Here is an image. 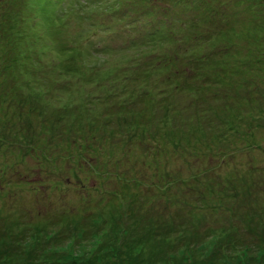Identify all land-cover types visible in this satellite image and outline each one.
<instances>
[{
  "label": "rangeland",
  "instance_id": "obj_1",
  "mask_svg": "<svg viewBox=\"0 0 264 264\" xmlns=\"http://www.w3.org/2000/svg\"><path fill=\"white\" fill-rule=\"evenodd\" d=\"M111 2L0 0V264H264V0Z\"/></svg>",
  "mask_w": 264,
  "mask_h": 264
},
{
  "label": "trees",
  "instance_id": "obj_2",
  "mask_svg": "<svg viewBox=\"0 0 264 264\" xmlns=\"http://www.w3.org/2000/svg\"><path fill=\"white\" fill-rule=\"evenodd\" d=\"M81 1V3L79 4V6L78 7H87V5H91V4H93V0H80ZM114 2H111V8L109 9L110 10V14L111 15H116V16H118V15H120V14H122V13H124L123 11H125V10H118V9H115L114 8V6L115 5H117L118 3H116V2H119V1H121V0H113ZM203 7L200 9L201 11H200V13L201 12H203V13H205V15H203V17L204 18H208L209 20H207L209 23H211L212 21H216V20H218L216 17L218 16V12H219V8H215L214 10H216L215 11V13H214V10L212 9V2H211V0H203ZM10 5V4H9ZM177 5V4H176ZM199 6H198V8H200V3L198 4ZM226 7V5H223V8H225ZM0 7H2L3 8V5H1L0 4ZM207 8H209L210 10H207ZM89 10H93V12L91 13V14H94L95 13V10L94 9H89ZM89 10L87 11V14L88 15H90V13H89ZM225 12H227V10H225L224 9V12H223V15H224V13ZM69 12H67V14H68ZM214 13V16L212 15ZM67 14L66 15H64L65 17H68L67 16ZM219 15H221V16H223L221 13L219 14ZM216 16V17H215ZM88 17L89 16H87L86 15V19L87 20H89L88 19ZM92 18V17H91ZM100 19L101 18H95L94 19V22H93V19L92 20H90V25H91V27L89 28V30H87V31H81L80 32V34H81V40H82V42H84L85 44H87L90 40L91 41H93L94 39H96L99 35H101V40H103L104 42H105V46L106 47H108L109 45H116L117 47H115L113 50H111V51H115V49L116 48H121L122 49V46L118 43H115L113 40H112V37L113 36H117L118 37V34H119V36H120V32L122 31V29H114L113 30V32L110 30V29H103V30H99V31H97V29L99 28V24H97V21H100ZM60 22H62V21H60ZM98 25L97 27H95V25ZM157 31L158 30H155V32L154 33H147V32H145L144 33V37L146 38L147 36H150V38L149 39H154V38H156V36H157ZM159 33H161L160 31H158ZM128 34V33H127ZM166 34V33H165ZM128 37V35L126 36V38ZM129 39H130V37H128ZM125 39V38H124ZM105 40H107V41H105ZM10 41V40H9ZM123 43L125 44V40H123ZM6 44H8V42H7V40L4 38V36L3 37H0V46H3V45H5L6 46ZM126 48H128V49H131V48H133V46H126ZM2 50H3V48H2ZM78 50V44L76 43V44H72V45H70V47H69V51L66 53V54H71V53H75L76 51ZM3 52V51H2ZM1 52V53H2ZM19 53V52H18ZM14 53H12V55H10V50H9V56H16V55H13ZM65 60L66 61H69L67 58H65ZM12 62V67L14 66V60H11V58L9 57V63H11ZM14 63V64H13ZM75 71H77L81 76H86L87 75V72L84 70V64H83V62H77L76 64H75ZM44 73H46V71H43ZM43 76V79H45V82H47V80H46V78L48 77V76H46V75H42ZM14 147H17L18 148V146L16 145V146H14ZM17 148H15V149H11L10 147H9V150L7 151V152H5V155H3L2 154V150H5V148H3V149H1L0 150V156L1 157H3V162H5L1 167H0V180L1 179H3L7 174H9V176L10 177H13V176H15L16 175V173L15 172H13V170L15 169V168H13L12 167V163H13V161L14 160H22V162H23V157H22V155L21 154H19V152H17ZM6 151V150H5ZM43 157H45L46 155H42ZM50 155L49 156H47V158L49 159V160H51V161H53V159H50ZM52 158H54V156H52ZM6 159V160H5ZM5 160V161H4ZM39 170H43V169H39ZM32 178V177H31ZM46 181H48V179H45ZM34 182V183H33ZM31 181V184H32V186H33V188H35L34 190L37 192L38 190L36 189V188H39V186H44L43 185V183L42 182H38V184H39V186H38V184L36 185L35 183H37L36 181ZM72 181H70V183H71ZM38 186V187H37ZM78 186L79 187H84L85 186V181H84V179H82V180H80L79 181V183H78ZM60 188H62V187H60ZM76 188L78 189V187L76 186ZM78 192H79V189H78ZM82 194V193H81ZM34 195V194H33ZM80 195V194H79ZM112 195H114V194H112ZM39 196H42L41 194H39ZM34 199H37V196L36 195H34ZM88 198H90L89 196H83V195H80L79 196V203L80 204H83L84 206L86 205V203H85V200H87ZM72 208V207H71ZM74 209V208H73ZM79 209V208H78ZM68 212V211H67ZM69 212H71V210H69Z\"/></svg>",
  "mask_w": 264,
  "mask_h": 264
}]
</instances>
